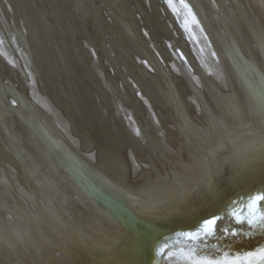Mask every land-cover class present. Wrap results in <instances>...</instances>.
<instances>
[{"label": "bare ground", "instance_id": "1", "mask_svg": "<svg viewBox=\"0 0 264 264\" xmlns=\"http://www.w3.org/2000/svg\"><path fill=\"white\" fill-rule=\"evenodd\" d=\"M193 1L206 21L202 30L219 44L234 72L235 78L227 69L230 83L226 76L224 90L218 73L203 62L188 20L176 17L170 0H0V264L2 259L7 264H174L171 255L157 248L150 258L134 248L133 241H121L127 235L116 210L141 221V229L160 248L197 259L205 258L195 249L198 246L191 240L176 243L163 227H204L212 211L214 227L222 231L228 225L232 234L219 236L220 248L211 246L215 254L207 258L222 261L217 249L231 248L242 264H259L258 256L247 254L264 248V231L248 220L256 196L252 191L256 184L264 193V176L246 148L258 146L247 143L253 131L248 102L258 115L264 114V10L255 0H216L227 4L237 34L210 0ZM141 4L149 18L168 23L186 63L204 74L218 108L205 81L200 93L219 117L193 114L184 88L172 74L175 67L169 69L160 52L156 31L152 29L154 36L143 31L149 23L138 10ZM187 40L191 47L184 43ZM132 42L170 81L177 110L169 108V98L156 86L158 72L152 83L146 79L145 62ZM209 42L208 51L214 54ZM78 95H85L110 124L118 118L128 134L133 133V143L141 140L149 146L144 152L153 163L155 159L158 175L164 177L163 195L133 191L119 181L121 176L103 173L87 161L82 148L76 147L86 128L69 130L54 113L68 106L66 114L74 121L83 113L73 103ZM39 98L50 100L53 111L42 108ZM124 104L131 120L123 113ZM152 104L166 108L152 109ZM174 118L180 133L197 143V153L183 147ZM254 119H262L264 125L262 115ZM175 143L178 149L173 152ZM188 151L196 163L184 158ZM58 157L55 175L51 164L59 162ZM67 189L73 199L64 194ZM261 203L264 206L259 201L256 210ZM95 213L101 216V227Z\"/></svg>", "mask_w": 264, "mask_h": 264}, {"label": "water", "instance_id": "2", "mask_svg": "<svg viewBox=\"0 0 264 264\" xmlns=\"http://www.w3.org/2000/svg\"><path fill=\"white\" fill-rule=\"evenodd\" d=\"M210 1L213 3V5H215V7L218 8V11L220 12L221 16H224V18H226V21L228 22V26L230 28L231 27L235 28V30L237 31V34H238V28L236 26L237 22L236 23L234 22L231 14L228 11L227 4L221 5V4H219L220 2L217 3L216 0L215 1L210 0ZM255 1H257L258 2L257 4L258 5L260 4L262 9L264 10V0H255ZM214 2H216V3H214ZM169 3L172 5L173 12L175 13L176 17L178 15H180L185 20H188L187 25L195 33V35L197 37V40L199 43L198 50H199L201 57L203 56L202 57L203 62L206 64V61H208V65H210V67L218 73V75L220 77L219 81H218V85L220 87H222L224 90V83H225V86L227 87L226 76H227V81L230 83L227 72L230 71V74L233 77H234V75H233L234 72H232L233 70L228 65V62L226 61V59L224 57L225 55H223V53H222L223 50L221 49L219 44L216 43V41L214 40V38L211 35L209 36L208 34H205V32L202 30V26L206 25V21L204 19L203 14L201 13V10L199 9L197 4L193 0H170ZM138 10L141 12L143 17L147 20V22L149 23V27H150V28L148 26H145L147 28L143 27V31H145L147 34H150L151 36H154L152 29H154L156 31L155 35L157 36V40H158V41L157 40L156 41H157L158 47L160 48V52L164 56L165 63H167V66L169 67V69L172 68V66L175 67V71L173 70L172 74L175 77L177 76V78H176L177 83H179L181 85V88L182 87L184 88V91L186 92L185 94L188 97V99L186 97L188 105L191 108L193 114L201 116V117L197 116L198 118H205V116H206L205 113L212 119H214L213 116L219 117V114H217V113L215 114V109H213V111H212V109L210 107L208 108L206 106L207 104L210 105L211 103L209 102L210 103L209 104L208 102L206 103L204 101V98L202 96H205V95L204 94L202 95L200 93L199 88L201 86V83H202V85H205V82L207 83V86L205 85V87H206V90H208V93L211 97L210 100H212V98H213V100L215 101L214 106H216L218 108L217 105H219V104L216 101V98L212 92L214 90L208 84V80H206L204 78L205 77L204 74L201 73L200 70L199 71L195 70L192 67V65L189 64L188 62L186 63L185 59L179 53L180 50L178 49L176 44H174L172 41L171 36H173V33L171 34V31L169 30L168 23L167 22L163 23L162 21H157V20L149 18L148 13H147V9L142 4L138 5ZM227 13H229V14H227ZM206 27H207V25H206ZM208 39H210L209 43H211V45L214 49V52H215L214 54H213L212 50H211V52H210V50L208 51V48H207ZM184 43L188 44L191 47L188 40L185 41ZM133 44H134V46H136V52L138 53V55L140 54L139 56H141L145 62L144 64H145V67L147 68V71H144L145 75H147V76H145L146 79L148 78L149 82L152 83L151 80H154L153 74H155V72H158L159 81H157L156 86L158 87V89L161 90V92H162V94H164V96L167 95V97L169 98L168 102H171V105H170V103H168L169 108H171V106L173 105V110H175L178 105H175L174 99L176 101H177V99H176V96H175L174 91L172 89L173 86L171 84H169L170 81L167 79V77L165 76V74L163 72H160L158 70L154 60L150 61L147 58V56H145V54L143 53V50H141L136 43H133ZM176 47H177V49H176ZM54 51H55V53H57L56 50H54ZM209 52L211 55L209 54ZM191 55L193 56L194 59L197 58L196 54L192 50H191ZM54 57L55 56H53V58ZM56 57H57V55H56ZM262 58H263V56H262ZM262 61L264 62V59ZM259 64H260V67L262 68L263 64L261 62ZM58 67H60V66H58ZM227 69H228V71H227ZM60 71H62V70L59 68V70H58L59 75L61 73ZM40 74L42 76H44V73L42 74V70H40ZM185 78H187V81L184 80ZM43 81L45 82V80H43ZM199 83H200V85H199ZM191 87H192V89H194L195 95L193 94ZM53 93L54 92L49 91L50 100H53V98L55 96ZM84 97H86V96L83 95L81 97L78 95V97L76 99H74V101H73L74 104H77L78 106H80L81 111L83 112L82 114L80 113L81 115L78 116L74 121L69 119L68 115L66 114V110L69 108L68 106H64V109L62 108L61 110H55L54 113H55L56 118H58V120L60 121V123L64 127L68 128L69 130L74 129L76 126L86 128V130H87V133L85 132L86 136H81V138H79V140L76 141V147L82 148L81 150L84 151L83 154L86 156L87 161L91 164H94L99 169V171H101L103 173H108V175L113 176V177L121 176L122 180L120 179L119 181L122 184H124L126 187H129L130 189H132L133 191L153 193L154 195L158 194L160 196H161V194L163 195L164 194V188L161 186V181L164 177H161L162 176L161 174L158 175V171L156 169L158 165H157V162H155V159H154V163H153V161H152L153 157L149 158L148 153L144 152L145 148H146V151H148L149 146H147L145 144V142H143L141 140H139V142L136 141V143H133L131 141V137L134 138L133 133H131L132 135L130 134L131 135V137H130V135L128 134L126 126H123V124H121V122L119 121L118 118H117V120H115L114 125L110 124L109 121L106 120L103 113L98 112V110H96V108L91 107L92 105L90 106L89 103H87L88 100H86V98H84ZM50 100L48 101V100H44L43 98L42 99L39 98L38 102L42 108L45 106L48 109L47 111L52 112L53 109H52V106L50 104ZM250 103L251 102H248L247 109H248V112L250 115L249 117L251 118V120L249 118L248 119H249V121H251V125H252L251 127H252L253 131L250 129L251 133H250V137L247 138V143H250V142L253 144L258 143V146L257 147H247L246 149L249 150L248 154H250V157L254 161V163L257 164L261 168L262 174L264 176V125L262 124L263 122L261 123L262 119L261 120L259 119L261 117V115H262V117H264V114L258 109L260 111V113H262V114L258 115L257 109L255 108V105L253 106V108H255V109H253V108H251L252 104H250ZM166 105H167V101H166ZM166 105L157 106L155 104H152L151 107H152V109L154 108V106H156L157 109L161 107L160 110H163V108L164 109L166 108L165 107ZM235 108L239 111L241 110L238 107V105H236ZM122 110H123L124 115L125 114L128 115V113L130 112V110H127L125 104H124V107L122 106ZM113 115H114V117L116 115V113L114 111H113ZM255 115L259 119L260 124L254 119ZM241 116H242V119L247 120V116H244V117H243V115H241ZM258 116H260V117H258ZM127 117L128 118H126V119L131 120L129 118V115ZM172 125H174V128L179 127L177 125L176 119L174 121V124H172ZM178 130H179V128H178ZM179 134H178V138H179L180 142L182 143L183 147H187L189 151L191 149V150L195 151L194 153H197L195 150L196 148H194V147H197V143L192 141L191 139H188L186 136H184L182 133H180V130H179ZM174 145L175 146H173V144H172V147H171L173 152H175L174 149L177 148L178 144L175 143ZM139 147H142L143 151L141 149L139 150ZM108 148H111V151ZM183 154H184V158L191 159L193 163H196L195 158L193 157L191 152L188 153L189 155H186L185 152H183ZM112 155H114V158H113L114 161H113V159L109 160L110 156H112ZM196 156L199 157L198 154ZM138 160H142L144 165L140 164V161H139V163H137ZM111 162H113V163H111ZM4 163L9 164V162L5 161V160H4ZM59 163H60V158H59V162L56 161L55 163L51 164L52 170L54 171L53 174H55V171L58 172ZM140 165L146 166V169H144V167L140 168ZM113 166H115V168ZM206 166H207V168H210L208 166V164ZM112 167L114 169H112ZM112 170H117L116 172H119L121 174L117 175V174L113 173ZM115 180H117V179H115ZM116 182H118V181H116ZM120 182H118L119 185L121 184ZM253 184H255V183H253ZM189 189L191 190V188H189ZM92 190H93V192L96 193V190H94V188H92ZM63 192L65 195L67 194V197H70L73 199V194L68 189L65 191L63 190ZM252 192H253L254 196L262 193V191L259 189V187L256 184H255V188L253 189ZM93 195H95V194L93 193ZM192 208L195 209L196 207H192ZM263 208H264V206L261 203L258 205V208H257V210L259 209V211H257L256 209L255 210L257 213H264ZM113 209L115 210V207ZM115 212L121 218L122 225L124 226L125 231H126V235H127L126 237L122 238L121 241H123V242H126L128 240L133 241V243H132L133 247L136 248L139 252L143 253L144 255H146L150 258L151 257L154 258V255H153L154 249L153 248H157L160 252L166 253L165 255H171V257L174 261V264H189V263H191L190 260L187 258L189 254L187 255L185 253L171 251L164 246H162L163 248L162 247L160 248L158 246L160 244L158 242H155L152 239V237L147 234L146 231H143L141 229V228H143V226L139 223L141 221L137 222L136 220L128 218L127 215L123 211H120V210L117 211L116 210ZM207 216L209 219L213 218L212 211L211 212L208 211ZM95 217H96L97 224L99 225V227H101V223H102L101 216L99 215V213H95ZM172 218L178 219L180 221L182 220L181 216H178V217L173 216ZM209 219H208V221H209ZM210 220H213V219H210ZM204 227H205V224H204ZM204 227H203V225H201L199 227H195L193 229H190V228H186V225L174 226L173 224H171L170 226H168L166 228L163 227V228L166 231H168L169 233H171V236H172L173 240L176 241V243H181V241L187 242V241L191 240L195 244V246H198L195 249H197V250L199 249V253L202 254L203 257L207 258L208 256L215 254V253H213L212 250H210L211 246H213L215 248L219 247L218 237L221 235H225L226 237L230 238L231 237L230 234H232V231L230 230V227L228 225L225 227H222V229H223L222 231L220 230V228L218 229V227H214V225H213L211 233L206 234L204 231ZM259 228L262 231H264V228H261V227H259ZM99 230H100V228H99ZM165 230H163V231H165ZM189 234H191L193 237H195V239H189ZM261 245H264V242L261 243ZM219 248L217 249V251H218L217 253L222 257L223 262H229L230 264H231V262H236V264H242V261L238 260V259H240V258H238L239 256L236 255L234 252H230L231 248L230 249L229 248L228 249H219ZM198 257L200 259H203L200 256H198ZM2 261H3L2 264L8 263V261L6 259H2Z\"/></svg>", "mask_w": 264, "mask_h": 264}, {"label": "snow or ice", "instance_id": "3", "mask_svg": "<svg viewBox=\"0 0 264 264\" xmlns=\"http://www.w3.org/2000/svg\"><path fill=\"white\" fill-rule=\"evenodd\" d=\"M259 201H264V193L258 194L252 198L250 205L252 209V218L248 220V223L253 226L264 228V213H257L255 210V206ZM215 222V219L205 222L204 231L206 234L211 233L212 226L215 225ZM189 239H195V237L189 234ZM247 255L253 257L258 256L259 264H264V248H261L258 253H248ZM187 258L191 260V264H229V262L216 261L208 258L195 259L192 255H189ZM231 264H236V262H231ZM250 264H253V262H250Z\"/></svg>", "mask_w": 264, "mask_h": 264}]
</instances>
